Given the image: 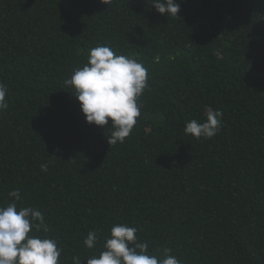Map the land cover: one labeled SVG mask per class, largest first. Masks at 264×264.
<instances>
[{
    "label": "trees",
    "instance_id": "obj_1",
    "mask_svg": "<svg viewBox=\"0 0 264 264\" xmlns=\"http://www.w3.org/2000/svg\"><path fill=\"white\" fill-rule=\"evenodd\" d=\"M176 2L177 17L153 0H0V206L19 189L61 264L98 255L115 224L181 264H264V0ZM105 45L148 70L116 145L111 121L87 123L64 83ZM209 110L223 114L218 133L186 135Z\"/></svg>",
    "mask_w": 264,
    "mask_h": 264
},
{
    "label": "clouds",
    "instance_id": "obj_2",
    "mask_svg": "<svg viewBox=\"0 0 264 264\" xmlns=\"http://www.w3.org/2000/svg\"><path fill=\"white\" fill-rule=\"evenodd\" d=\"M102 2L107 4L110 0ZM152 6L162 15L177 17L180 11V3L176 0H153ZM147 81L148 70L141 63L116 55L105 45L91 49L87 63L75 69L64 83L74 87L87 123L103 127L111 121L114 130L107 136V142L116 145L132 133L141 115L142 105L138 101L148 86ZM7 92L0 82V111L8 108ZM222 115L219 110H209L205 122L188 121L184 133L197 139H210L220 130ZM47 167L42 164L41 171L46 172ZM8 196L15 199L0 206V264H61V249L54 238H48L50 229L43 213L32 207L18 209L19 189H13ZM41 230L44 235L40 234ZM136 233V227L115 224L98 255L87 260L74 256L73 264H82V261L86 264H181L171 255V248L162 250L163 258L150 254L148 243L138 242ZM97 241V232L92 230L83 243L93 249Z\"/></svg>",
    "mask_w": 264,
    "mask_h": 264
}]
</instances>
